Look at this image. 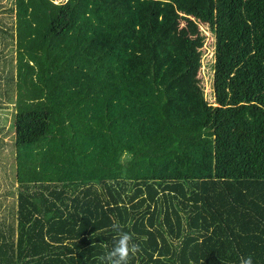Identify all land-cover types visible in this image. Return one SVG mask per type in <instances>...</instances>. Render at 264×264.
Masks as SVG:
<instances>
[{"label": "trees", "instance_id": "trees-1", "mask_svg": "<svg viewBox=\"0 0 264 264\" xmlns=\"http://www.w3.org/2000/svg\"><path fill=\"white\" fill-rule=\"evenodd\" d=\"M15 1L0 264H101L113 220L129 264H264V0Z\"/></svg>", "mask_w": 264, "mask_h": 264}, {"label": "rangeland", "instance_id": "rangeland-1", "mask_svg": "<svg viewBox=\"0 0 264 264\" xmlns=\"http://www.w3.org/2000/svg\"><path fill=\"white\" fill-rule=\"evenodd\" d=\"M55 2L66 0H53ZM16 1L0 0V217L16 226L18 182L16 179L15 130L12 126L15 113V70H16ZM205 31L203 64L199 70L205 97L213 101L212 70L206 65L212 59L214 38ZM6 30V31H4ZM205 62V63H204ZM6 71L13 75V83L7 81ZM12 96V100L6 97Z\"/></svg>", "mask_w": 264, "mask_h": 264}, {"label": "clouds", "instance_id": "clouds-1", "mask_svg": "<svg viewBox=\"0 0 264 264\" xmlns=\"http://www.w3.org/2000/svg\"><path fill=\"white\" fill-rule=\"evenodd\" d=\"M111 230L115 233L113 246L100 255L98 260L101 264H129L130 259L142 252L140 245L134 242V234L123 231V225L117 220H113ZM239 264H253L252 256L241 255Z\"/></svg>", "mask_w": 264, "mask_h": 264}]
</instances>
